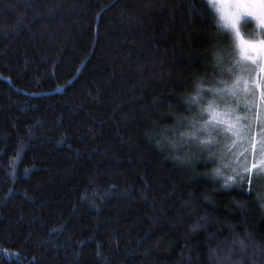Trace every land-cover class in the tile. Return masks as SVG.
Here are the masks:
<instances>
[{
	"label": "trees",
	"instance_id": "trees-1",
	"mask_svg": "<svg viewBox=\"0 0 264 264\" xmlns=\"http://www.w3.org/2000/svg\"><path fill=\"white\" fill-rule=\"evenodd\" d=\"M224 36L206 0H0V264H264L261 194L175 148Z\"/></svg>",
	"mask_w": 264,
	"mask_h": 264
},
{
	"label": "snow or ice",
	"instance_id": "snow-or-ice-1",
	"mask_svg": "<svg viewBox=\"0 0 264 264\" xmlns=\"http://www.w3.org/2000/svg\"><path fill=\"white\" fill-rule=\"evenodd\" d=\"M207 4L210 9L215 13L214 19L216 20V26L221 29L225 34H232V42L240 49L241 60L236 61L232 67H229L226 71L228 74L234 77L231 84H228L225 80L221 79L218 83L223 87L210 88L207 91L211 92L214 100L207 102L205 107L199 109L200 117L203 118L204 114L208 115V119L203 120L197 127L198 121H190L192 130L186 133H182V136H187L192 139L193 142L199 141L202 146V150L209 152V159H216L217 152L213 151L216 145L221 143L224 138L223 131H231L233 135L240 136L242 134L241 129L245 126L237 128L230 119L229 111H218L216 108V101L221 103H227L226 97H238L241 92V84H243L242 91L244 93H250L255 95V89H259L261 92V99L264 100V75H258L255 81L251 84L248 80H244L240 73L249 71L247 66L242 61H250L255 64L260 73H264V39L258 42H246L242 39L240 28L247 23L254 21L257 28L260 30V34L264 35V0H207ZM217 66L224 67V58L217 57ZM223 75V73H222ZM204 89L201 86H197L196 95L192 96L187 103L190 105H201L203 102L201 93ZM241 118L237 117V121ZM247 119V117H244ZM257 122L261 128H264V120L260 118V112H257ZM247 127H250L248 125ZM201 136H207V139H200ZM235 144V141H233ZM231 145H224L225 153L231 151ZM253 162L251 167H245V171L249 172L248 177L249 184L252 183L253 175H259L264 173V131L261 132V140L259 149L256 148V141H252ZM257 154L259 158H257ZM19 155V153H18ZM223 155L221 153V167L228 168L230 164L223 163ZM179 159V158H177ZM27 172V169L25 170ZM235 172V169H233ZM216 176H222L220 168L215 170ZM239 175V173H236ZM235 176L229 175L224 177V187H230L236 184ZM264 199V197H261ZM264 206V205H262Z\"/></svg>",
	"mask_w": 264,
	"mask_h": 264
},
{
	"label": "rangeland",
	"instance_id": "rangeland-1",
	"mask_svg": "<svg viewBox=\"0 0 264 264\" xmlns=\"http://www.w3.org/2000/svg\"><path fill=\"white\" fill-rule=\"evenodd\" d=\"M240 31L242 39L246 42H258L259 40L264 39V35L260 34V30L257 28L254 21H251L241 27ZM224 37L225 41L223 40L219 44L218 53L215 57L214 75L208 79L207 86L204 88V92L201 93V98L204 103L199 106L193 105V113L188 119H186V128L182 133L192 130L189 123L190 121H198L197 127H199V124L202 123L203 120L208 119L207 114H204L203 118H201L199 112V109L205 107L208 101L215 99L212 93L207 90L214 87H223V85L218 83L221 79L228 82V84H231L234 79V77L228 74L226 70L229 67H232L236 61L241 60L240 49L232 42L231 33L225 34ZM218 56L224 58L223 69L217 66ZM242 63L247 66L249 71L240 73V75H242L244 80H248L250 84L252 81L257 79L258 75H264V73H260L259 68L250 61H242ZM240 87L241 92L238 97H226L227 103H221L219 100L216 101L217 110L229 111L230 114L227 118L230 119L237 128L245 126L241 129L242 134L240 136L233 135L231 131H223L224 138L221 140V143L216 145L213 149V151L217 152L216 159H209V152L202 150V146L199 144V141L193 142L190 137L182 136V133L176 134L178 142L175 148L177 147L176 149H179L183 153L187 154L188 158L195 157L215 161L217 168H220L223 174L222 177L219 176L223 181L224 177L229 175L235 176V179L243 177L248 179L250 173L245 171V167L250 168L253 162L252 141H256V148L259 149L261 132L264 131V128H261L260 124L257 122L258 110L260 112L261 120H264V100L261 99L260 90L255 89V95L253 96L250 93H244L242 91L243 84H241ZM237 117H240L241 119L237 121ZM244 117H247V119H244ZM248 125H250V127H247ZM200 139H207V136H201ZM233 141H235V144H233ZM173 142L174 141L169 139V143L167 142L169 148H171V144ZM225 144L232 146L230 152L225 153ZM221 153H224L223 163L230 164V167H221ZM257 158H259L258 154ZM233 169H235V172H233ZM236 173H239V175H236ZM251 185L257 193L261 194L260 197H264V173L253 175ZM262 200L264 205V199Z\"/></svg>",
	"mask_w": 264,
	"mask_h": 264
}]
</instances>
